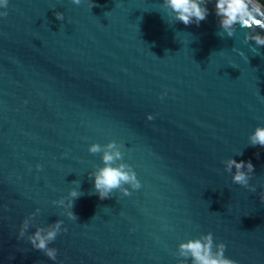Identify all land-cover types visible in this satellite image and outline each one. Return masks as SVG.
<instances>
[{
    "label": "water",
    "instance_id": "water-1",
    "mask_svg": "<svg viewBox=\"0 0 264 264\" xmlns=\"http://www.w3.org/2000/svg\"><path fill=\"white\" fill-rule=\"evenodd\" d=\"M206 6L185 25L163 0H8L0 264H190L176 245L206 231L237 264H264V147L248 141L264 123V45L245 38L264 30L228 35ZM110 140L139 186L100 199L101 154L88 145ZM229 157L251 161L247 185L233 183ZM57 220L53 261L26 237Z\"/></svg>",
    "mask_w": 264,
    "mask_h": 264
},
{
    "label": "clouds",
    "instance_id": "clouds-1",
    "mask_svg": "<svg viewBox=\"0 0 264 264\" xmlns=\"http://www.w3.org/2000/svg\"><path fill=\"white\" fill-rule=\"evenodd\" d=\"M208 2L209 0H163L164 7L172 18L185 25L190 23L198 25L204 20L209 11L206 6ZM211 2L219 27L228 35L232 34V29L237 24L245 28L259 27L264 30V0H211ZM7 4L8 0H0V9H4L0 11V16L7 14ZM54 15L61 19L63 14L56 12ZM245 38L254 40L257 45H264V32L245 33ZM145 116L148 120L153 118L152 113H146ZM248 141L250 145L264 147V123L252 128L248 133ZM88 151L101 154L102 163L91 173L92 186L98 198H106L112 189L120 188L124 183L133 187L139 186L131 168L123 162H117L120 161L121 153L114 141L110 140L104 145L93 142L88 145ZM224 166L226 170L232 172L233 183L247 185L248 173L253 170L250 160L229 157ZM121 190L126 192V189ZM69 195L77 197L79 193L76 189H71ZM261 198L264 199V193L261 194ZM67 214L70 218H75L71 211ZM61 223L57 220L46 226L36 225L26 237L31 247L43 252L49 260L57 259V249L50 246V243L62 230ZM27 227V217L22 218L17 229L18 238L25 237ZM176 248L181 257L190 258V264H237V261L224 255V242L220 240L214 242L210 231L180 240ZM178 264H188V261L181 260Z\"/></svg>",
    "mask_w": 264,
    "mask_h": 264
}]
</instances>
